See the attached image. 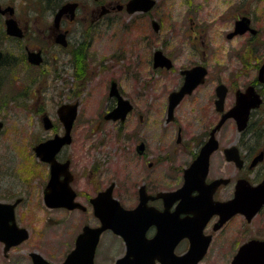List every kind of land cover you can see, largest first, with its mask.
<instances>
[{
    "label": "flooded vegetation",
    "instance_id": "af4514ba",
    "mask_svg": "<svg viewBox=\"0 0 264 264\" xmlns=\"http://www.w3.org/2000/svg\"><path fill=\"white\" fill-rule=\"evenodd\" d=\"M79 5L80 1H78ZM8 6L14 9L12 14L2 12L3 8ZM94 13L95 11L92 12L93 18ZM1 17L3 19H0V53L2 54L0 86L6 73L15 66L24 63L34 66L28 61V51H39L42 59L41 65L44 62L43 49L30 45V36H27L28 23L24 22L22 25L16 19V9L13 5L0 3ZM246 17L256 34L247 30L244 34L235 36L249 34L254 39L259 32L253 28L251 17ZM10 18L16 20L19 28L23 31V37L7 34L5 31L6 20ZM240 18L244 17H236L233 20L232 31L226 35L228 40L235 37L229 39L228 35L234 31L235 21ZM66 21L72 22L65 16L61 22L60 31L63 32L61 34H64L66 46L56 41L60 33L53 31L51 26L50 33L43 35L57 47L60 66L57 67L56 75L63 81L64 86L60 94L63 100L55 107L58 128H55L53 119L43 113L40 117L42 128L44 129L42 117L47 116L50 119L51 127L44 130H51L53 133L48 138L40 139L36 143L38 145V143L47 141L56 135H63L65 130L64 124L59 118V107L77 103V113L70 132L71 142L63 145L55 155V161L60 165L55 170L56 174H59L57 181L59 189L56 191V195L63 193L64 185L69 186L75 194L74 201L78 202L82 208L76 207L71 210L66 207H52L48 209L81 212L82 215L90 218L91 222L88 221L81 227V231L74 239L73 247L66 256L75 248L76 239L83 227L87 225L91 228H98L101 225V221L94 214V206L91 201L111 186L113 197L115 191L118 190L121 194L131 197L130 200H126L128 206H125L116 197L114 199L123 209L134 210L135 220L128 216L123 217V227L127 235L125 237L117 235L111 228L100 233L94 250V264H106L103 261V263L98 262L99 257L114 251L110 245L116 243H120L121 254L110 260L108 264H179L178 256L186 254L193 247H204L207 240L209 242L206 252L199 263L210 254L212 249L221 250L225 247L236 246L237 249L232 254L230 264L239 248L245 243L254 239L264 241V235L261 233H251L255 230L256 223L264 225V204L250 220L237 211V188L260 187L264 191V60L255 65V68L253 67V70L251 69L247 74V70L239 71L241 75L252 74L249 79L239 75L236 79L226 82L221 79L209 81V68L205 52H202L201 61L180 68L178 72L180 82L168 92L160 91L155 85H150V81L147 82L148 85L143 89L144 105L137 125L128 123L135 105L120 92L114 80L118 94L131 104V109L126 113V118L123 121L105 117L117 107L118 101L115 95L111 96L110 94L113 82L110 81L107 93L109 103L97 115V123L101 126L112 124L114 128L118 129L113 151H110L112 155H106L101 149L103 145H100L92 147L89 156L88 145L83 140L79 142L78 146L79 149L81 148L82 157L76 159V152L69 147L75 144L73 132L80 109L78 98L81 89L79 83L82 78L87 79L85 54L91 42L90 40L78 41L77 44H73L70 39L71 32L62 28V23ZM192 37L196 38L197 36ZM7 45L10 46V51L6 50ZM80 56L82 58L79 60ZM166 57L171 59L172 67L169 70L160 67L154 68L152 59L151 68L153 71L164 74L173 70L175 59L169 55ZM243 62L245 65L244 59ZM194 66L204 67L207 70L204 81L193 88L190 94H185L169 112L170 93L180 90L184 81V75L181 72ZM68 70H72L69 77L73 78V85L76 87H70L71 82L68 83L65 78L68 76ZM242 77L247 80L239 81L238 79ZM218 86L225 89L224 96L218 95L220 90L217 89ZM232 109L236 111L238 120L233 116H227ZM126 123L128 124L125 132L124 125ZM209 141L211 142L208 147L211 148V151L207 155L205 168L203 150ZM110 156L116 161L117 170L108 174L107 165L110 163L108 160ZM120 159L125 160L124 165L120 163ZM38 162L47 168L46 181L41 184L43 203L46 207L44 194L50 179L51 164L40 159ZM64 164H67V167H63ZM63 172L67 176L62 174ZM129 192L132 195L127 194ZM18 199L20 201L16 205V209L22 202L21 197L7 202L14 203ZM103 199L98 200V205L108 209L109 206ZM16 224L18 225L17 221ZM18 227L24 228L19 225ZM103 241L107 242L104 244L105 246ZM32 252L29 254L31 264L30 255ZM38 254L49 262L40 253ZM3 255L8 256L7 254Z\"/></svg>",
    "mask_w": 264,
    "mask_h": 264
},
{
    "label": "rangeland",
    "instance_id": "374dc122",
    "mask_svg": "<svg viewBox=\"0 0 264 264\" xmlns=\"http://www.w3.org/2000/svg\"><path fill=\"white\" fill-rule=\"evenodd\" d=\"M79 1L76 19L62 23V28L71 32L73 44L91 42L85 54L87 79L82 78L79 83L80 109L73 132L75 144L69 147L76 152V159L82 157L78 146L83 140L88 145L89 156L91 148L100 145L106 155H112L110 151H113L118 129L112 124L101 126L97 123V115L109 103L110 81L114 80L120 92L135 105L128 123L137 125L147 82L168 92L179 84L180 68L201 61L202 52H205L209 68V81L221 79L226 82L239 75L249 79L252 74L247 76L240 72L247 70V74L264 60V0H156L155 8L148 13L129 15L124 10H110L100 18L97 17L99 5H94L92 0ZM126 1L100 0L99 4L114 7ZM0 3L13 5L16 19L22 25L28 23L30 45L42 48L44 53L43 65L19 64L6 73L0 86V121L4 123L0 134V200L22 198L15 209L16 221L29 232L28 239L10 249L7 257L0 244V264H31L29 254L32 251L51 263H59L90 218L81 212L45 207L41 184L46 181L47 168L38 162L32 151L38 140L53 133L42 128L41 115H49L57 129L55 107L63 100L60 94L64 83L56 75L60 66L59 52L46 36L43 37L50 33L53 13L37 0H0ZM93 11L97 19L91 22ZM244 15L251 17L258 35L254 39L245 34L228 40L226 35L232 31L233 20ZM152 20L160 25L156 32L152 29ZM194 35L197 37H192ZM157 49L175 59L172 71L164 74L153 71L151 56ZM6 50L10 51V46L7 45ZM71 72L68 70L65 78L71 82L70 87H76L73 78L69 77ZM244 77L238 80H247ZM128 123L124 125L125 132ZM108 160L107 172L111 174L117 170V163L112 156ZM119 161L124 165L125 160ZM114 194L128 206L126 200L131 197L119 190ZM256 225L251 233L264 235V225L259 222ZM118 246L120 243L110 245L114 251L100 256L98 262L108 264L120 256L122 250ZM236 249V246L212 249L199 264H229Z\"/></svg>",
    "mask_w": 264,
    "mask_h": 264
},
{
    "label": "water",
    "instance_id": "95a60500",
    "mask_svg": "<svg viewBox=\"0 0 264 264\" xmlns=\"http://www.w3.org/2000/svg\"><path fill=\"white\" fill-rule=\"evenodd\" d=\"M155 2V0H128L124 5H117L115 8L118 11H121V9L124 8L126 13L130 15L136 12L144 14L154 8L156 4ZM76 9L77 3L75 2H66V4H63L61 8L55 12L53 17V30L60 31L59 26L63 16L73 20ZM13 11L14 9H12V7H7L2 10V12H9L10 14H12ZM107 12L108 9L105 6H101L98 16L100 17ZM235 22L234 31L228 35L229 39L233 38L237 34H244L247 30H249L252 34H256L255 30L250 27V21L248 17L244 16V18H240ZM151 26L155 32L159 29V25L156 21H152ZM5 31L9 36L12 35L16 37H23V31L19 29L16 20H13V18L6 20ZM58 33L60 34H58L56 41L63 46H66L64 34H61V32ZM27 53L30 64L40 65L42 59L39 51H28ZM1 57L2 54L0 53V59ZM152 59L154 68L160 67L169 70L172 67L171 59L167 58L161 50L155 51L153 53ZM181 73L184 75V81L180 87V90L170 93L168 99L170 103L169 112L172 111V109L178 104V101H180L185 94H190L193 88H195L198 84H202L207 70L204 67L194 66L189 70H183ZM217 89H220L218 95L224 96L225 89L222 86H218ZM110 94L111 96L115 95L117 97V107H115V109L110 113L106 114L105 117L112 120H125L126 113L131 109V104H129L127 100H124L120 94H118L117 85L114 81L112 82L110 88ZM219 102L221 101L219 100ZM77 108V103L61 105L59 107L58 113L59 118L64 124L65 133L60 136L56 135L53 138L38 143V145L33 147V152L36 154L37 158L43 162L51 164L50 179L46 185L47 187L44 194V202L48 208L66 207L71 210L76 207L82 208L79 203L74 201L75 194L69 186L64 185L62 188L63 193L56 195V191L59 189V186L57 185L59 174H56L55 170L60 165L56 163L55 155L63 145L70 144L71 142L70 132L72 124L75 120ZM235 112L236 111L232 109L230 110V113L227 114V116H233L236 118L237 115ZM236 119L238 120V117ZM42 121L44 129H49L51 127L50 119H48L47 116H43ZM2 128L3 123L0 121V131ZM210 142L211 141L207 142L206 147L203 150V155L205 157V168L207 165V155L211 151V148L209 149L208 147ZM63 167H67V164H64ZM62 174L67 176V174L64 172ZM237 189V211L240 214H244L245 217L250 220L264 204V191H262L260 187L251 188L249 186H245L242 189ZM111 192L112 186L109 187L107 191L98 194L99 196L91 201L94 206V214L101 221V225L98 228H91L87 225L83 227L82 232L76 239L77 241L75 248L60 264H94V250L99 240L98 237L104 230L111 228L117 235H121L123 237L127 236L124 230L125 228L123 227V217L128 216L129 218L131 217L132 220H135V211H127L123 209L122 206L119 205L118 202L113 198ZM102 198H104V202L109 206L108 209H104L102 206L98 205V200ZM19 201L20 199L14 203L0 202V242L4 243V253L9 251L11 247L20 245V242L28 238V232L24 228H19L14 219V208L19 203ZM208 242L209 240L206 241L204 247L202 248L193 247L186 254L178 256L177 258L179 259V264H198L206 252ZM30 256L32 259V264H51L42 258L38 253L32 252ZM231 264H264V241L254 239L245 243L239 248Z\"/></svg>",
    "mask_w": 264,
    "mask_h": 264
},
{
    "label": "trees",
    "instance_id": "16d2710c",
    "mask_svg": "<svg viewBox=\"0 0 264 264\" xmlns=\"http://www.w3.org/2000/svg\"><path fill=\"white\" fill-rule=\"evenodd\" d=\"M37 2L39 4H41V6H44L45 8H48L51 12H55L56 9L59 8V6L65 2V0H37ZM82 57H79V60ZM82 62V60H81ZM83 63V62H82Z\"/></svg>",
    "mask_w": 264,
    "mask_h": 264
}]
</instances>
